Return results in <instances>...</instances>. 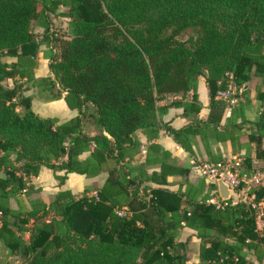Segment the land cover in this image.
<instances>
[{
    "label": "trees",
    "instance_id": "trees-1",
    "mask_svg": "<svg viewBox=\"0 0 264 264\" xmlns=\"http://www.w3.org/2000/svg\"><path fill=\"white\" fill-rule=\"evenodd\" d=\"M62 6L71 18V36L59 41L55 53L48 18ZM34 21L45 29L41 39L33 33ZM43 43L54 51L51 74L35 78ZM226 71L242 88L252 77L261 80L255 95L262 104L255 123L259 137H250L259 144L264 0H0V242L23 256V264H187V242L177 240L186 225L200 238V264H255L245 251L256 252L264 241L246 203L219 210L202 202L180 211L181 195L163 188L151 190L146 201L124 163L128 148L137 144L136 131L153 128L157 135L159 99L189 90L196 99L197 78L204 76L213 104ZM9 79L11 88L4 86ZM23 80L32 81L44 99L62 97L78 115L62 123L38 116L30 108L36 94H23ZM162 126L179 140L180 130ZM84 152L89 155L81 159ZM245 163L250 169V159ZM42 166L60 183L72 172L108 176L93 195L61 191L27 208L21 194L33 192L28 178ZM158 175L166 182V173ZM256 193L264 198L263 188ZM138 202L140 208L149 204V212L141 213ZM117 206L127 214L118 216ZM37 218L45 221L26 243L22 234Z\"/></svg>",
    "mask_w": 264,
    "mask_h": 264
},
{
    "label": "crops",
    "instance_id": "crops-1",
    "mask_svg": "<svg viewBox=\"0 0 264 264\" xmlns=\"http://www.w3.org/2000/svg\"><path fill=\"white\" fill-rule=\"evenodd\" d=\"M40 53L37 54L38 65L32 70L35 78H45L51 74L47 58ZM5 60L15 62L16 58L7 57ZM12 82L10 79L7 81L9 87L14 84ZM27 83L29 87L24 95L36 94L31 100L30 108L38 116L54 118L57 123H62L78 115V111L69 108L62 97L44 99L43 94H37L38 89L33 86L32 81ZM259 83H261L259 77H252L243 88L245 91L242 92L238 103L231 107L216 98L214 103H211L204 76L197 78L196 99L193 98L192 90L166 95L159 99L156 103L158 125L155 127L159 128L157 135L153 128L136 131L134 140L137 144L128 148L124 159V163L130 169V176L135 178L138 184L137 195L148 201L151 190L167 189L181 195L180 211L189 210L195 203L206 202L209 197L219 194L218 184L191 170V159L216 161L225 156L241 154L244 158L250 159V170L263 169L264 157L261 151L264 150V137L259 144L258 140L250 138L259 137V130L255 125L262 109L261 101L255 96ZM162 125L180 130L179 140L165 131ZM87 131L93 134L97 128L91 126ZM256 153H260V156ZM88 155L89 152H84L80 158L84 159ZM161 171L166 173V182L161 181L163 175H158ZM155 173L156 179H151L150 176ZM58 174L62 175L63 172ZM107 176L106 172L94 176L72 172L67 174L63 183H60L50 168L42 166L37 176L28 178L33 186V192L30 195L22 193L21 197L24 205L30 208L32 201L49 202L61 191L67 192V196L83 192L93 195L105 183ZM0 177H4L2 172ZM231 196L233 201L231 205H234L237 199ZM25 197L30 199L26 201ZM9 204L12 208H17L14 199L11 198ZM139 206L140 202L137 203V208L141 213L149 212V204L144 208ZM151 216L152 219H156L155 216ZM178 231L177 240L187 242V264H200V238L197 237L196 230L183 225ZM262 247L256 252L253 249L245 251L246 259L255 264H264V245Z\"/></svg>",
    "mask_w": 264,
    "mask_h": 264
},
{
    "label": "built area",
    "instance_id": "built-area-1",
    "mask_svg": "<svg viewBox=\"0 0 264 264\" xmlns=\"http://www.w3.org/2000/svg\"><path fill=\"white\" fill-rule=\"evenodd\" d=\"M217 85L216 99L226 103L228 107L238 103L243 88L237 84L233 71H226L218 80ZM190 168L216 184L222 181L228 186L237 202L242 200L246 203L253 212L255 232L264 241V198H257L256 193L258 189H264V168L250 170L241 154L225 156L216 161L191 159ZM231 199L232 196L224 200L217 193L216 196L209 197L206 203L213 205L215 209L222 210L233 203ZM114 212L118 216L127 214L123 208L118 206L114 208ZM248 241L249 239L246 240ZM234 259L237 260V258Z\"/></svg>",
    "mask_w": 264,
    "mask_h": 264
},
{
    "label": "rangeland",
    "instance_id": "rangeland-1",
    "mask_svg": "<svg viewBox=\"0 0 264 264\" xmlns=\"http://www.w3.org/2000/svg\"><path fill=\"white\" fill-rule=\"evenodd\" d=\"M40 8H41V5L39 4L38 5V9H40ZM70 19L71 18L67 17V8L63 7V6L59 8V10H58V12L56 14H49L47 33L50 35V38H52L53 41H54V42H51L50 45L53 47V50L55 51V53H58V49H59L58 43H59V41L62 40V39H67V38H69L71 36V28H70L71 27V20ZM32 30H33L34 35H36L38 39L42 38V35H43L44 31H45V29L43 27L37 25L35 21L33 22ZM185 37L186 36H183V38H185ZM53 50H52V48H50L49 45H46L45 43L41 44L40 47H39L38 55L41 52L42 55L45 58H47V65L49 64V61H50V55L52 53H54ZM27 82L28 81L23 80L20 89H25V88L29 87ZM8 83H4V86L7 87V85L10 84V83L9 84ZM13 85L14 84H11L10 88L13 87ZM17 111L19 113H22L23 112V107L18 105L17 106ZM86 127H87V129L91 128L89 125H87ZM29 199H30L29 197L28 198L27 197L24 198V200H26V201H28ZM10 200L11 199H9V202H10ZM46 202H48V201H46ZM44 221L45 220L43 218H37L35 220H30L29 221V223H28L29 231L22 234V238L24 239V241L26 243L29 242L31 234L35 233L37 231V229L41 226L42 222H44ZM24 261H25V259H24L23 256H21V255H19L17 253H10L8 251L7 247L4 246L0 242V264H23Z\"/></svg>",
    "mask_w": 264,
    "mask_h": 264
},
{
    "label": "water",
    "instance_id": "water-1",
    "mask_svg": "<svg viewBox=\"0 0 264 264\" xmlns=\"http://www.w3.org/2000/svg\"><path fill=\"white\" fill-rule=\"evenodd\" d=\"M256 38V35L253 36V40ZM206 73V72H205ZM218 191L222 199L228 200L231 196L230 190L227 185H225L222 181H218ZM140 260V258H139Z\"/></svg>",
    "mask_w": 264,
    "mask_h": 264
}]
</instances>
